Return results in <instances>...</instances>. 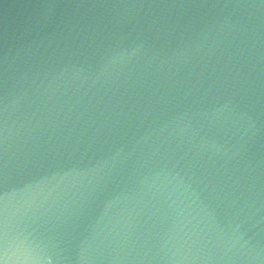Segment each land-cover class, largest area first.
I'll list each match as a JSON object with an SVG mask.
<instances>
[{"label": "water", "instance_id": "1", "mask_svg": "<svg viewBox=\"0 0 264 264\" xmlns=\"http://www.w3.org/2000/svg\"><path fill=\"white\" fill-rule=\"evenodd\" d=\"M0 264H264V0H0Z\"/></svg>", "mask_w": 264, "mask_h": 264}]
</instances>
